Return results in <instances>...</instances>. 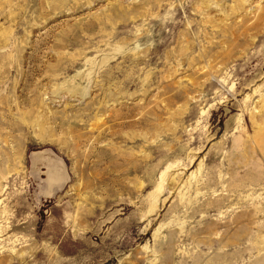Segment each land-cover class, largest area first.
<instances>
[{
  "label": "rangeland",
  "instance_id": "374dc122",
  "mask_svg": "<svg viewBox=\"0 0 264 264\" xmlns=\"http://www.w3.org/2000/svg\"><path fill=\"white\" fill-rule=\"evenodd\" d=\"M0 264H264V0H0Z\"/></svg>",
  "mask_w": 264,
  "mask_h": 264
}]
</instances>
